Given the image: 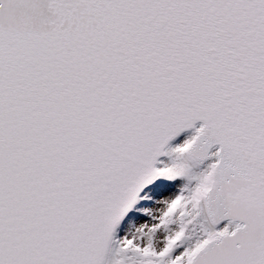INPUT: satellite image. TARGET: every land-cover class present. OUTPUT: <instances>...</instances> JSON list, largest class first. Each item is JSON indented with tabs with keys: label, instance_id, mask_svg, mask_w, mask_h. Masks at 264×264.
<instances>
[{
	"label": "snow or ice",
	"instance_id": "obj_1",
	"mask_svg": "<svg viewBox=\"0 0 264 264\" xmlns=\"http://www.w3.org/2000/svg\"><path fill=\"white\" fill-rule=\"evenodd\" d=\"M0 264H264V0H0Z\"/></svg>",
	"mask_w": 264,
	"mask_h": 264
}]
</instances>
